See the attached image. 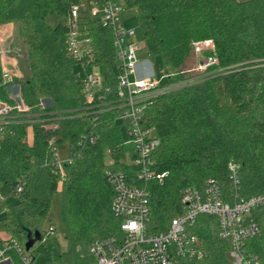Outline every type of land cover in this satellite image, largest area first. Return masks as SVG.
I'll return each instance as SVG.
<instances>
[{
  "label": "trees",
  "instance_id": "1",
  "mask_svg": "<svg viewBox=\"0 0 264 264\" xmlns=\"http://www.w3.org/2000/svg\"><path fill=\"white\" fill-rule=\"evenodd\" d=\"M87 1L94 0H0V25L18 24L31 59L30 78L20 83L30 111L5 127L0 142V195L12 197L18 178L26 188L0 219V232L20 244H26L28 232L43 239L52 197L61 187L74 264L85 263L95 241L119 234L111 213L114 191L105 176L109 169L147 187L154 233L165 232L182 212L184 190H200L207 179L217 180L230 197L264 194V0H122L137 14L140 39L134 42L144 46L139 58H161L175 73L170 80L175 85L152 100L142 122L161 141L153 160L157 175H166L162 183L138 181V169L130 164L136 153L123 144L112 29L82 19L81 32L93 44L92 65L106 68L105 87L111 89L89 108L77 71L81 62L69 55L68 26L47 22L51 16L67 18L73 5ZM203 42H211L212 49L201 58L213 62L201 73H188L195 47ZM1 70L0 49V84ZM257 70L263 78L254 82L250 72ZM46 100L50 105L42 107ZM50 124L58 128L45 129ZM51 139L70 144L63 182L51 164ZM105 146L110 165L102 164ZM230 162L241 164L238 189L229 180ZM252 217L261 235L248 242L247 252L264 264V206ZM193 234L207 254L203 264H232L230 242L220 238L215 218L200 217Z\"/></svg>",
  "mask_w": 264,
  "mask_h": 264
},
{
  "label": "built area",
  "instance_id": "2",
  "mask_svg": "<svg viewBox=\"0 0 264 264\" xmlns=\"http://www.w3.org/2000/svg\"><path fill=\"white\" fill-rule=\"evenodd\" d=\"M114 1L94 0L71 7L67 17L69 55L82 65H92L93 44L91 39L81 32L83 18L100 21L104 26L112 29L115 62L120 71L116 88V96L121 103L118 121L125 122L129 135L134 137L129 146L137 156L130 164L138 169V181L148 182L157 178L162 183L166 175H157L153 160V155L160 148L161 141L156 138L152 130L144 128L142 122L152 100L169 89H164L160 83L161 79L167 77L163 75L160 76V80L157 79L151 61L139 58L140 49L137 47L140 46L134 42L137 33L135 29L125 30L122 27L121 11ZM88 3L90 5H87ZM99 4L103 5L100 12L96 8ZM81 11L86 15L83 16ZM99 13L102 14L100 17ZM212 62L213 60H209L201 64V70L208 68ZM131 74L136 76L134 82L130 81ZM1 79L4 85L14 82L11 73L5 70H1ZM83 82L84 95L89 108L103 101L104 94L110 93L111 89L104 87V81L96 74L88 75ZM41 105L43 107L42 103ZM29 111L30 109L20 102H3L0 99V142L4 139L5 127L17 122ZM57 128L56 124L45 126V129L53 131ZM95 141L96 139L92 140ZM58 146L55 139L49 141L54 173L60 175L63 182L64 165L71 163V160L60 161ZM240 171V163H229V180L236 189L240 185ZM105 176L114 191L111 213L114 220L119 223V234L97 240L92 244L90 264H203L207 254L197 236L193 234L202 216L217 220L220 238L230 242L229 257L233 259L232 264H260L255 256L247 252L246 246L249 241L261 235L260 226L253 219L252 214L257 208L264 206V194L244 198L236 192L230 197L217 180L207 179L200 190L193 187L184 190L181 196L182 212L171 220L165 232L154 233L150 230V194L147 187L134 185L136 179H129L124 172L109 169ZM25 188L24 179L18 178L11 187V196L19 197ZM7 199L4 195H0V216L5 214L6 217L10 211L11 206L6 207ZM50 233L53 234L54 229H51ZM0 244V264H15L13 252L19 255L22 264L34 263L33 254L31 251L27 252L25 244H20L10 235L0 232Z\"/></svg>",
  "mask_w": 264,
  "mask_h": 264
},
{
  "label": "rangeland",
  "instance_id": "3",
  "mask_svg": "<svg viewBox=\"0 0 264 264\" xmlns=\"http://www.w3.org/2000/svg\"><path fill=\"white\" fill-rule=\"evenodd\" d=\"M115 4L118 6V8L121 11V25L126 30L128 28L135 29L137 35L135 40L138 41L140 39V29L138 25V18L137 14L134 10H128L125 7V4L122 0H115ZM101 4V2H100ZM97 6L96 8L100 12L101 9H103V5ZM87 5H90L88 3ZM81 14L83 16L86 15L85 12L81 11ZM102 14L99 13V17ZM48 24L52 27L56 26L59 22H63L64 24H67V18L61 19L57 16H51L47 20ZM137 49H142L143 45L136 43ZM196 61L193 62V64L188 67L186 70H188V73H201L203 72L200 68L201 64L205 63L207 60L205 57L201 58L202 53L206 52L207 50L212 49L211 42L206 43H200L196 45ZM0 49L1 54L4 56L8 54L10 58L15 59L19 67L17 68V72L19 74H15V76H12L14 79V82L10 85H4L3 83L0 84V99L3 102H8L9 100L13 99V91L12 88L14 86H20V83H25L29 80L31 75V59L28 54V47L18 33V24L17 23H7L0 25ZM144 49V48H143ZM116 56V54H115ZM147 60V59H143ZM152 66H154V69L157 73V79L160 80V76L165 75L167 79H161L160 83L163 85L164 89L170 88L174 83H170V80L173 81L175 79V73L172 71H169L164 62L161 58H150ZM158 67H156V65ZM257 67L253 68L256 69ZM77 71L79 73V76L82 81L86 80L88 75H98L102 81H104V87H105V81H106V68L103 66H93L91 64L89 65H77ZM250 76L253 79L254 82L261 81L263 78V73L260 72V70L252 71L250 72ZM169 78V80H168ZM136 80V76L134 74L130 75V81L134 82ZM167 83V84H166ZM10 87V89H8ZM19 92V91H18ZM17 99H19L20 103L24 104V97L22 93H18L15 95ZM47 101V102H46ZM43 102V105L46 107L48 105V101L46 100ZM33 129H28V134H32ZM121 135L124 147L126 149H130L129 144L132 143L134 140V137H131L128 133L127 125L125 122L121 123ZM104 153L106 154V159L102 158V164L106 162L109 163L110 158L107 157L108 154V148L104 147ZM58 157L60 161L67 162L70 160L71 157V151H70V144L68 141H65L58 146ZM17 198L10 197L7 199L6 207L13 206L17 204ZM5 214H2L0 218H4ZM54 229V233L51 234L50 230ZM42 234L44 235L43 239L38 242L34 248L31 250V253L35 257V261L33 264H74L73 259V247L71 244L69 229H68V223L65 216V209L63 204V194L61 193V187H59L58 192L53 195L51 200V208L49 211V215L47 217V220L45 221L44 225L42 226ZM1 246V244H0ZM12 256L14 257V263L15 264H22L21 258L18 254L15 252L12 253ZM86 258L85 263L83 264H89L91 262L89 252L87 255L84 256ZM231 259V263H233V259Z\"/></svg>",
  "mask_w": 264,
  "mask_h": 264
},
{
  "label": "crops",
  "instance_id": "4",
  "mask_svg": "<svg viewBox=\"0 0 264 264\" xmlns=\"http://www.w3.org/2000/svg\"><path fill=\"white\" fill-rule=\"evenodd\" d=\"M16 67H19V65L17 64V62L15 61V59L10 58V56L8 54H6L4 56L1 54V69L2 70H5V71L10 72L12 76H15V74L16 75L19 74V76H20V73L17 72V68ZM19 84H20V82H19ZM8 89H10V87H8ZM20 90H21L20 89V86H14L12 88V91H13L12 92L13 93V99L12 100H9L8 102L19 103L20 101H19V99L16 98L15 95L18 94L19 92L21 93ZM43 102H42V104H43ZM43 107H46V106L43 105ZM30 138L32 139V134L29 133V139ZM109 163L111 164L112 162L109 161Z\"/></svg>",
  "mask_w": 264,
  "mask_h": 264
},
{
  "label": "water",
  "instance_id": "5",
  "mask_svg": "<svg viewBox=\"0 0 264 264\" xmlns=\"http://www.w3.org/2000/svg\"><path fill=\"white\" fill-rule=\"evenodd\" d=\"M48 105H50V101H48ZM27 242L25 244V248L27 250V252L31 251L34 246L40 242L42 240V237L39 233H31V232H28L27 234Z\"/></svg>",
  "mask_w": 264,
  "mask_h": 264
}]
</instances>
